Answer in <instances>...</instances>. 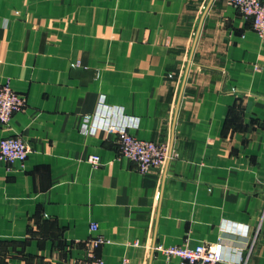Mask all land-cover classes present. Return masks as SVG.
I'll return each instance as SVG.
<instances>
[{
  "label": "crops",
  "instance_id": "0c3cea01",
  "mask_svg": "<svg viewBox=\"0 0 264 264\" xmlns=\"http://www.w3.org/2000/svg\"><path fill=\"white\" fill-rule=\"evenodd\" d=\"M5 82L27 104L0 139L31 151L0 158V264H68L97 235L107 264H178L159 247L186 241L264 264V40L227 1L0 0ZM101 93L139 117L132 134L167 144L162 166L82 133Z\"/></svg>",
  "mask_w": 264,
  "mask_h": 264
},
{
  "label": "built area",
  "instance_id": "2783aa9c",
  "mask_svg": "<svg viewBox=\"0 0 264 264\" xmlns=\"http://www.w3.org/2000/svg\"><path fill=\"white\" fill-rule=\"evenodd\" d=\"M235 7L246 19L250 20L252 27L264 40V0H225ZM27 98L15 91L9 82L0 85V128L8 125L13 114L25 108ZM139 117L128 114L123 105L112 104L107 101V95L101 93L96 111L85 114L81 131L84 134L96 135L103 130L117 135V143L123 155L129 157L136 168L142 172H149L153 168L162 166L169 157L167 144L139 138L130 132V128L138 127ZM31 151V145L21 135H11L0 139V158L7 163L20 161L23 163ZM89 160L98 165L100 157L91 155ZM159 198V192L156 194ZM97 224L92 229H97ZM224 231L249 235V227L240 223L225 220L221 225ZM107 242L102 235L89 240L91 249L88 256L81 260H72L68 264H107L101 258L95 256L93 248ZM161 249L167 257L176 256L180 259L178 264H221L226 260L243 264L241 250L234 257L228 256L230 247L223 241L216 243H200L191 245L188 241L183 244L164 246ZM122 264H130L128 258L123 259Z\"/></svg>",
  "mask_w": 264,
  "mask_h": 264
}]
</instances>
